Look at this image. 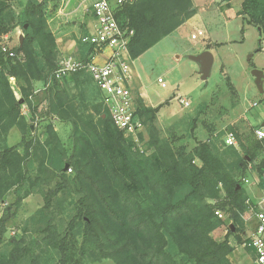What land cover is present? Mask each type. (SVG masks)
Returning a JSON list of instances; mask_svg holds the SVG:
<instances>
[{
  "label": "trees",
  "instance_id": "obj_1",
  "mask_svg": "<svg viewBox=\"0 0 264 264\" xmlns=\"http://www.w3.org/2000/svg\"><path fill=\"white\" fill-rule=\"evenodd\" d=\"M48 1L28 0L16 13L9 0H0V40L17 28L24 36L22 45L13 49L4 51L0 44V206H5L0 211V264H88L105 259L116 264H233L235 248L230 238L242 240L239 212L248 199L243 176L264 152V140L241 141L242 153L230 147L231 163L209 142L190 151L186 146L175 148L159 137L156 120L162 105L148 107L139 98L137 114L152 149L145 154L116 127L103 101L85 111V95L92 85L103 96L88 72L50 82L58 68V44L49 26ZM233 1L223 0L227 9ZM196 13L193 0L127 4L119 17L134 31L131 59L143 56ZM237 16L243 34L251 26L260 30L264 40V0H243ZM77 47V58L89 61L94 48L82 38ZM11 79L16 81L20 100ZM36 83L44 84L47 105L43 139L33 133L22 111L23 105L32 109ZM56 120L73 127L70 150L55 130ZM14 129L20 132V141L9 146ZM257 173L263 175L264 159ZM44 187L49 189L46 204L32 218L45 223L39 231L42 238L27 241L23 233L7 239L22 192L26 196ZM73 192L80 198L72 203L73 215L61 229L53 223L54 204L58 208L56 199ZM11 194L16 199L8 203ZM217 212L230 220L220 242L212 234L226 223ZM40 249L49 254L44 262Z\"/></svg>",
  "mask_w": 264,
  "mask_h": 264
},
{
  "label": "rangeland",
  "instance_id": "obj_2",
  "mask_svg": "<svg viewBox=\"0 0 264 264\" xmlns=\"http://www.w3.org/2000/svg\"><path fill=\"white\" fill-rule=\"evenodd\" d=\"M27 1L9 0L11 9L16 13L24 8ZM200 1L202 5L196 9L194 20L154 46L134 62L133 66L142 77L140 83L144 81L155 103L162 105L156 120L160 140L169 142L175 148L186 146L189 151L201 142H209L217 154L222 156L227 163H231L234 157L232 154L231 156L227 155L228 149L234 147L242 153L240 142L250 143L257 139L255 131L264 124V93L257 89L255 78L252 75L254 70L264 72V51H259L261 48L264 50V40L260 36V31L251 26L246 27L245 34L242 33L241 18L236 16L241 9L243 0H234L231 9H226V6L221 8V0L219 3L214 1L213 3L210 0ZM47 15L50 29L56 35L57 41L63 40L65 37V40L73 39L79 42L80 36L88 31L89 20L83 19L82 11H78L74 3L63 4L61 0H49ZM199 30H203L205 35L199 36L197 40H192V35L197 34ZM21 35L22 30L17 28L8 35V38L4 36L0 40V44L8 49H13L20 44ZM261 39L262 43H260ZM207 49L214 55L215 63L211 77L207 81H203L199 73V66L189 57L198 55ZM66 55L72 54L66 50L63 51L62 47L58 46L57 63ZM251 55L254 56L249 61ZM160 79L163 84L158 82ZM138 83L137 76V79H134L135 88L133 87L136 105L138 99H142L138 92ZM11 84L17 92L19 89L16 82L11 81ZM43 89V83H36L32 109L27 105L22 107L24 116L32 124L33 133L39 139L44 138V118L42 117L47 106ZM72 92L78 93L76 90ZM178 97L186 98L190 102V107L182 106L177 100ZM102 101L103 96L99 94L95 85H92L90 91L85 95L87 105L85 111L90 112L91 105ZM145 105L149 106L147 103ZM54 127L63 145L70 150L73 127L57 120L54 121ZM143 134V139L139 137V141L135 144L145 154H151L152 149L148 146L149 135L146 129ZM231 134L236 137V146L228 143ZM19 141L20 132L18 129H14L7 143L9 146H14ZM263 159L264 152L254 163L250 164L252 168L250 165L248 166L243 179H249L255 172L257 173V167ZM68 174H72L71 170L68 171ZM245 189L250 196L251 188ZM48 191L49 189L44 187L31 190L26 196H24L26 191L22 192V199L18 207L15 208L16 217L13 219L7 239L12 236L19 237L23 233H25L27 241L31 237L42 238L39 231L45 227V223L35 222L32 218L46 204L45 197ZM254 192L258 194V192ZM79 198L80 196L75 192L70 197L59 196L56 199L58 208L56 203L54 204L55 221L53 223L60 225L61 229L65 228L70 216L73 215L72 203ZM15 199L14 194H11L7 201L12 203ZM61 207L65 208L63 212ZM4 209L5 206H0L1 212ZM222 219L226 223L225 226L212 234L214 239L219 242L226 235L228 223H230L227 215L223 214ZM235 239V237L232 239V245H235ZM37 252L41 256V262L48 259L47 252L42 249ZM242 259L243 250L237 247L231 261L233 264H240ZM88 264L116 263L105 259L93 262L90 260Z\"/></svg>",
  "mask_w": 264,
  "mask_h": 264
},
{
  "label": "built area",
  "instance_id": "obj_3",
  "mask_svg": "<svg viewBox=\"0 0 264 264\" xmlns=\"http://www.w3.org/2000/svg\"><path fill=\"white\" fill-rule=\"evenodd\" d=\"M63 4L74 3L83 15H90L94 20L92 31L82 37L84 44L94 48L89 61H83L74 55L64 56L58 63L50 82L55 79L70 77L78 72H88L99 87L103 102L108 107L116 127L130 137L139 141L145 132V124L137 114V105L132 90L134 80V61L131 59L129 45L134 31L120 19L119 15L127 4L134 0H61ZM203 31L192 35V40L204 36ZM4 51L8 48L4 47ZM107 53L102 63L97 62L99 55ZM159 83L163 84L162 79ZM177 100L184 107L190 102L183 97ZM257 106V104H255ZM258 140H264V124L255 131ZM229 145H237L236 137L231 134ZM251 167V165H250ZM252 168V167H251ZM244 188H251L245 208L239 212L244 223L240 232L241 242L235 239V249L243 250L240 264H264V173H254L251 178L243 179ZM254 191L258 192L256 194ZM222 218L223 213L217 212Z\"/></svg>",
  "mask_w": 264,
  "mask_h": 264
},
{
  "label": "crops",
  "instance_id": "obj_4",
  "mask_svg": "<svg viewBox=\"0 0 264 264\" xmlns=\"http://www.w3.org/2000/svg\"><path fill=\"white\" fill-rule=\"evenodd\" d=\"M210 1H214V2H216V3H219V0H210ZM193 2H194V5H195V7H196V9L200 6V5H202V4H200L201 3V1L200 0H193ZM213 2V3H214ZM223 6H225V3L224 2H222V0H221V8L223 7ZM227 9V8H226ZM217 10H218V8H217ZM211 11V10H210ZM84 17H83V19H87V20H89V22H88V31H87V33L86 34H89L91 31H92V29H93V27H94V25H95V23H94V20H93V18H92V16H90V15H83ZM236 17H238V16H236ZM194 18H195V16L193 17V18H191L187 23H185L183 26H185L186 24H188V23H190L192 20H194ZM183 26H181L179 29H177L174 33H172L171 35H174L176 32H178V31H180L182 28H183ZM199 31H203V30H199ZM198 31V32H199ZM204 32V31H203ZM205 33V32H204ZM85 35V34H84ZM83 35V36H84ZM170 35V36H171ZM193 35H195V34H193ZM83 36H80V38H82ZM169 37V36H168ZM5 38H8V35L7 36H5ZM166 39V38H165ZM67 40V41H66ZM65 40V37L63 38V40L62 39H59L58 41H57V44H58V46H61L62 47V50L64 51V50H66V51H68L70 54H72V55H74L75 57H79V51H78V47H77V42L75 41V40H73V39H66ZM64 41H66V42H64ZM209 48V47H208ZM151 50V49H150ZM149 50V51H150ZM148 51V52H149ZM206 51V50H205ZM207 51H208V49H207ZM262 51H264V50H262ZM147 52V53H148ZM146 54V53H145ZM144 54V55H145ZM106 55H107V53H104V54H101V55H99L98 56V58H97V62H99V63H102L104 60H105V58H106ZM143 55V56H144ZM143 56H141V57H143ZM140 57V58H141ZM139 59V58H138ZM137 59V60H138ZM137 60H135L134 62H136ZM133 70H134V79L136 78L137 79V76H138V78H139V83L137 84L138 85V92L140 93V96L142 97V99H143V101L145 102V103H147L149 106L148 107H152V108H156V107H158V106H160L159 104H156L155 103V100H154V98L149 94V92H148V90H147V88H146V86H145V84H144V81L143 82H141L140 83V79H142V77H141V75H140V73L137 71V69L135 70V66H133ZM137 74V75H136ZM11 81H15V79H11ZM16 82V81H15ZM136 82V81H135ZM159 82V81H158ZM137 85H136V87H137ZM132 90H133V87L135 88V86H134V80H133V82H132ZM13 90H14V92H15V95H16V97H17V99L18 100H20L21 99V94H20V91L18 90L17 92L15 91V89L13 88ZM257 106H258V104H257ZM226 236V235H225ZM225 236H224V238H225ZM224 238L221 240V241H223L224 240ZM232 239H234V236L233 237H231V244H232Z\"/></svg>",
  "mask_w": 264,
  "mask_h": 264
},
{
  "label": "water",
  "instance_id": "obj_5",
  "mask_svg": "<svg viewBox=\"0 0 264 264\" xmlns=\"http://www.w3.org/2000/svg\"><path fill=\"white\" fill-rule=\"evenodd\" d=\"M260 31V30H259ZM24 41V36L21 35L19 39L20 45H22ZM262 43V39L260 41ZM254 55H251L249 58V61H251V58ZM189 59L196 63L199 66V73L201 75V79L203 81H207L212 74V69L215 63V57L210 51H204L198 55L190 56ZM252 75L255 78V85L257 89L261 92L264 93V72L260 70H254L252 72ZM66 170H68V166L66 167ZM233 232H235V228L232 226Z\"/></svg>",
  "mask_w": 264,
  "mask_h": 264
}]
</instances>
